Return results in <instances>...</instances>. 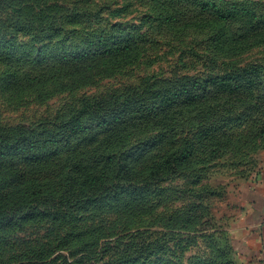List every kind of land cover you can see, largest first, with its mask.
Wrapping results in <instances>:
<instances>
[{
  "label": "rangeland",
  "instance_id": "rangeland-1",
  "mask_svg": "<svg viewBox=\"0 0 264 264\" xmlns=\"http://www.w3.org/2000/svg\"><path fill=\"white\" fill-rule=\"evenodd\" d=\"M263 180L264 0H0V264H264Z\"/></svg>",
  "mask_w": 264,
  "mask_h": 264
},
{
  "label": "crops",
  "instance_id": "crops-1",
  "mask_svg": "<svg viewBox=\"0 0 264 264\" xmlns=\"http://www.w3.org/2000/svg\"><path fill=\"white\" fill-rule=\"evenodd\" d=\"M252 194V200L248 202L249 215L247 217V225L252 232L253 238L263 234L262 237L264 239V180L261 190L259 188L253 191Z\"/></svg>",
  "mask_w": 264,
  "mask_h": 264
},
{
  "label": "trees",
  "instance_id": "trees-1",
  "mask_svg": "<svg viewBox=\"0 0 264 264\" xmlns=\"http://www.w3.org/2000/svg\"><path fill=\"white\" fill-rule=\"evenodd\" d=\"M106 122V121H105Z\"/></svg>",
  "mask_w": 264,
  "mask_h": 264
}]
</instances>
